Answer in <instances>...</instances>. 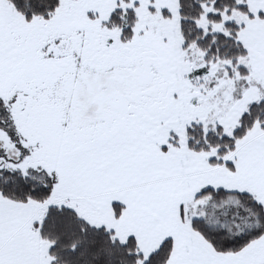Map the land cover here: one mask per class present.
<instances>
[{
  "label": "snow or ice",
  "instance_id": "obj_1",
  "mask_svg": "<svg viewBox=\"0 0 264 264\" xmlns=\"http://www.w3.org/2000/svg\"><path fill=\"white\" fill-rule=\"evenodd\" d=\"M0 264H264V0H0Z\"/></svg>",
  "mask_w": 264,
  "mask_h": 264
}]
</instances>
